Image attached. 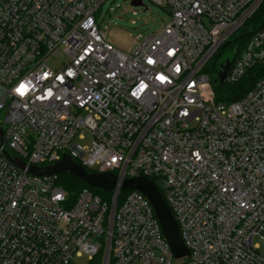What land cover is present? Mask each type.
Listing matches in <instances>:
<instances>
[{
    "label": "built area",
    "instance_id": "2783aa9c",
    "mask_svg": "<svg viewBox=\"0 0 264 264\" xmlns=\"http://www.w3.org/2000/svg\"><path fill=\"white\" fill-rule=\"evenodd\" d=\"M106 1L0 0V264H264V78L231 103L214 89L264 0H151L171 20L129 51L98 25ZM235 47L228 86L264 64V26ZM65 155L120 185L156 180L189 256L140 192L113 213L27 171Z\"/></svg>",
    "mask_w": 264,
    "mask_h": 264
},
{
    "label": "water",
    "instance_id": "95a60500",
    "mask_svg": "<svg viewBox=\"0 0 264 264\" xmlns=\"http://www.w3.org/2000/svg\"><path fill=\"white\" fill-rule=\"evenodd\" d=\"M133 7H143L142 0H131ZM234 58H226L218 66V79L214 81V86H223L225 79L229 73ZM216 66V63H214ZM14 164L22 170H26L27 166L20 160H15ZM30 175L36 177L45 176H62L69 175L88 186L102 190L106 193L114 194L113 208L114 213L120 191H138L143 194L154 208L158 222L162 228L163 234L168 241L176 259H182L189 256V252L184 245L180 235L178 224L166 204L159 188L149 179L137 178L125 180L121 185L118 178L111 173H92L85 167L76 163L72 158L65 155L61 161L47 167L38 168L30 167L27 169Z\"/></svg>",
    "mask_w": 264,
    "mask_h": 264
},
{
    "label": "rangeland",
    "instance_id": "374dc122",
    "mask_svg": "<svg viewBox=\"0 0 264 264\" xmlns=\"http://www.w3.org/2000/svg\"><path fill=\"white\" fill-rule=\"evenodd\" d=\"M143 5V7H133L130 0H107L97 12L99 27L107 32L108 41L115 47L129 51L136 40L142 41L161 32L170 22L171 14L166 8L151 0H143ZM235 48L229 47L223 50L219 63L226 58L235 57ZM84 135V140H76L75 144L87 148L92 138L88 133ZM74 264H91V262L89 257L82 256L75 258Z\"/></svg>",
    "mask_w": 264,
    "mask_h": 264
},
{
    "label": "trees",
    "instance_id": "16d2710c",
    "mask_svg": "<svg viewBox=\"0 0 264 264\" xmlns=\"http://www.w3.org/2000/svg\"><path fill=\"white\" fill-rule=\"evenodd\" d=\"M264 26V5L259 9L256 15L249 20L246 25V28L243 29L233 40L231 47L239 46L241 49L245 48L251 38V36L260 30ZM211 72H217L211 66ZM264 78V64L252 68L244 78L234 86H215V93H216V100L219 103H231L235 101H239L243 99L247 94L253 90L257 82ZM216 78L214 79V81ZM154 184H156V180H152ZM59 185L68 193L69 198L71 201H75L77 196L85 189L91 191L93 194L99 196L104 202H106L110 207L113 204L114 195L111 193H106L99 189H94L87 184L69 176V175H62L59 176L58 179ZM163 198L164 192L162 189H159ZM130 193L129 191L122 192L119 200L118 206L124 202L127 194ZM103 251L100 253L97 263H101L103 258Z\"/></svg>",
    "mask_w": 264,
    "mask_h": 264
},
{
    "label": "flooded vegetation",
    "instance_id": "af4514ba",
    "mask_svg": "<svg viewBox=\"0 0 264 264\" xmlns=\"http://www.w3.org/2000/svg\"><path fill=\"white\" fill-rule=\"evenodd\" d=\"M216 68H218V67H216Z\"/></svg>",
    "mask_w": 264,
    "mask_h": 264
}]
</instances>
